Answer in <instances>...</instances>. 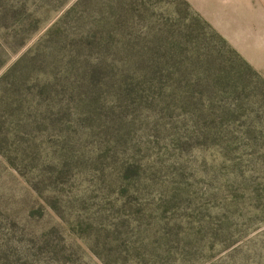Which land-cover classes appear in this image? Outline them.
<instances>
[{
    "label": "rangeland",
    "instance_id": "374dc122",
    "mask_svg": "<svg viewBox=\"0 0 264 264\" xmlns=\"http://www.w3.org/2000/svg\"><path fill=\"white\" fill-rule=\"evenodd\" d=\"M77 1L6 43L0 0V264H264V0L146 20L147 66L94 15L48 55Z\"/></svg>",
    "mask_w": 264,
    "mask_h": 264
},
{
    "label": "trees",
    "instance_id": "16d2710c",
    "mask_svg": "<svg viewBox=\"0 0 264 264\" xmlns=\"http://www.w3.org/2000/svg\"><path fill=\"white\" fill-rule=\"evenodd\" d=\"M65 1L1 0V26L4 27V42L8 43L9 39L19 42L18 38L20 36L32 34L42 23L49 19V13L58 9ZM189 7L187 0H173L171 3H163V0H78L49 29L43 41L47 43V47L49 48V43L57 35L63 33L64 24L70 18L76 19L77 24L81 25L88 18L92 20L91 16L94 15L100 21L98 25L104 28V32L106 33L104 34L105 38L112 39V32H119L124 43V48L130 55H126V60L129 64L147 66L148 58L144 55L146 52L144 45L138 40L135 44L129 45L123 35L127 34L128 36L139 37L144 40L150 34V27H148L145 21L163 19L164 14L165 22L163 24L157 22L159 29H163V26L170 29L173 24L180 23L186 28L184 41L189 43L192 34L198 33L197 29H200L205 35L206 27L209 26L202 19V23L205 26L196 27L201 17L189 10ZM218 38L226 43L221 35L218 34ZM51 49L49 48L47 54L53 56L54 52ZM39 57L40 54L37 53V57L35 58ZM242 62L248 70L252 71L248 62L243 60ZM12 71L13 69L2 76L1 82L12 75ZM11 84L13 88L16 87L15 81Z\"/></svg>",
    "mask_w": 264,
    "mask_h": 264
}]
</instances>
